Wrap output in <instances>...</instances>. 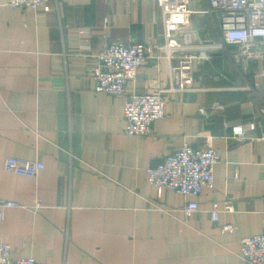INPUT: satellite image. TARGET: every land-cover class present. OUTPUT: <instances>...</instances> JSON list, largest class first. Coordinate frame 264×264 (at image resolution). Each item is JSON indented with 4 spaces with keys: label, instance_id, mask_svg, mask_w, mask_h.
Segmentation results:
<instances>
[{
    "label": "crops",
    "instance_id": "crops-1",
    "mask_svg": "<svg viewBox=\"0 0 264 264\" xmlns=\"http://www.w3.org/2000/svg\"><path fill=\"white\" fill-rule=\"evenodd\" d=\"M7 1L0 0V202L16 206L3 209L0 242L10 245L12 259L244 264L241 238L264 231V118L262 100L243 86L264 100V63L244 68L214 53L194 69L198 90L166 93L165 116L151 133L128 135L125 96L96 91L90 69L109 44L158 40V0H49V11ZM190 1L207 8L206 0ZM191 25L200 39L219 37L214 15H193ZM169 84L166 61L148 59L126 93ZM214 104L221 110L210 109ZM238 121L249 131V122L256 124L251 139L231 138L226 123ZM183 143L211 145L220 157L214 187H205L189 219L182 212L189 199L158 192L146 176ZM7 157L38 160L44 169L36 178L6 173ZM214 206L217 223L209 212Z\"/></svg>",
    "mask_w": 264,
    "mask_h": 264
},
{
    "label": "built area",
    "instance_id": "built-area-1",
    "mask_svg": "<svg viewBox=\"0 0 264 264\" xmlns=\"http://www.w3.org/2000/svg\"><path fill=\"white\" fill-rule=\"evenodd\" d=\"M49 0H8V5L38 11H49ZM190 0H158L162 28L156 41L146 44H123L116 42L107 45L96 56V64L90 69L94 89L111 96H125L123 105L124 132L128 135L146 136L152 131L153 123L165 116L166 93L198 90L193 72L202 62L211 60L214 53L223 51L232 64L241 61L246 64L264 63V0H206V9L194 8ZM201 13L215 16L220 27L217 40L200 39L191 25L193 15ZM231 48L230 53L228 47ZM148 59H163L167 63L170 84L159 87L150 94L126 93L128 83L134 81L138 69ZM264 75V70L262 71ZM243 89L262 100L258 108L264 118V100L255 88L245 82ZM221 106L214 104L210 109L219 111ZM201 114L207 110L200 108ZM250 131L241 122L226 123L231 138L237 143L251 139L249 134L256 124L249 122ZM220 157L211 146L193 147L183 143L180 148L164 157L157 164L146 169V176L158 192L171 190L188 198L182 208L184 219H189L197 210V198L205 187H214L213 172ZM44 164L38 160L28 161L7 157L3 163L6 173L36 178ZM10 201L0 202V220L3 209L14 207ZM223 209L231 210L225 203ZM213 222L219 221L217 206L210 210ZM225 231L233 232L230 224H223ZM240 258L244 264H264V231L257 235L241 238ZM9 244L0 242V264H41L34 258L12 259Z\"/></svg>",
    "mask_w": 264,
    "mask_h": 264
},
{
    "label": "trees",
    "instance_id": "trees-1",
    "mask_svg": "<svg viewBox=\"0 0 264 264\" xmlns=\"http://www.w3.org/2000/svg\"><path fill=\"white\" fill-rule=\"evenodd\" d=\"M219 75V74H218Z\"/></svg>",
    "mask_w": 264,
    "mask_h": 264
}]
</instances>
